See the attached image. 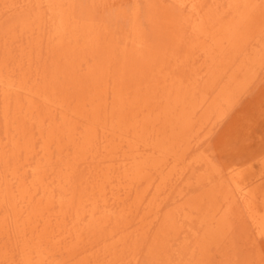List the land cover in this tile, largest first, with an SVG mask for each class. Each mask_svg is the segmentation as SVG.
Masks as SVG:
<instances>
[{
  "label": "rangeland",
  "instance_id": "374dc122",
  "mask_svg": "<svg viewBox=\"0 0 264 264\" xmlns=\"http://www.w3.org/2000/svg\"><path fill=\"white\" fill-rule=\"evenodd\" d=\"M243 14L247 18L241 23ZM228 27L236 31L233 36H227ZM263 29L264 0H0V195L5 198H0V227L6 223L10 226L0 229V264H24L27 250L42 239L47 245L40 247V252L33 250L34 255L29 252L32 264H264ZM57 32L62 35L58 37ZM218 44L222 45L219 49ZM256 49H262V53ZM211 55L216 57L211 59ZM75 65L81 68H72ZM96 68L101 73L95 72ZM232 73L236 81H228ZM97 76L98 81H94ZM230 82L241 86V90L232 88ZM118 87L124 106L116 95ZM168 90L171 97L185 94V103L175 104V112L184 108L189 115L197 95H203V110L186 118L183 126L188 123L185 134L188 133H181L178 138L182 139L175 146L174 154L180 152L179 157H163L160 169L150 165L155 168L147 169L152 180L140 178L127 192L123 185L130 181L131 166L135 164L130 159L138 153H159H154L145 140L157 137L153 117L160 114ZM230 98L234 100L229 106L226 102ZM76 102L83 106L76 108ZM128 102L132 103L127 105L128 110L130 105L135 109L131 108L134 111L130 114H139L138 119L149 115L153 130L147 127L142 137L139 129L132 128L124 133L127 137L121 134L123 141L114 138L106 148L104 140L110 133L111 113H115V109L110 111L112 104L128 112ZM210 107L219 111L210 116L211 124L205 119ZM85 108L91 110L83 111ZM69 116L74 119V127L67 120ZM127 116L131 124L133 116ZM61 122L63 137L60 133L56 137L55 132V139L48 130L58 129L59 125H55ZM87 131H97L94 140L87 139ZM255 170L257 179L235 187L238 173ZM125 172L129 176L119 178L126 176ZM100 176L110 180L103 187L106 180L99 181ZM162 179L166 185L160 182ZM252 186L258 187L259 193ZM140 191L143 198L136 194ZM40 199L48 202L39 213L35 208ZM25 204L30 207H23ZM135 204L139 207L133 210ZM12 205L23 210L19 217L8 210ZM28 217L32 229L26 226ZM44 226L46 232L51 229L54 234H44ZM32 231H37L33 238Z\"/></svg>",
  "mask_w": 264,
  "mask_h": 264
},
{
  "label": "bare ground",
  "instance_id": "6f19581e",
  "mask_svg": "<svg viewBox=\"0 0 264 264\" xmlns=\"http://www.w3.org/2000/svg\"><path fill=\"white\" fill-rule=\"evenodd\" d=\"M46 1V0H45ZM36 2V1H35ZM52 2H54V1H52ZM57 2V1H56ZM34 3V2H33ZM38 3V2H37ZM4 5H5V3H4ZM52 5V4H51ZM50 4H49V6H51ZM56 5V4H55ZM6 6V5H5ZM52 8V7H51ZM67 8V7H66ZM248 9V8H247ZM35 10V9H34ZM250 10V9H249ZM62 11V10H61ZM67 12V11H66ZM246 13H248V12H246ZM248 16V15H247ZM244 17H246V15L244 16V14H243V17H241L240 18V21H241V23L243 22L242 20H244ZM68 19H69V17H67ZM224 18V17H223ZM247 18V17H246ZM220 19V18H219ZM5 20V19H4ZM5 22V21H4ZM90 22V21H89ZM133 22V21H132ZM245 22V21H244ZM41 23V22H40ZM52 23V22H51ZM241 23H239V24H241ZM66 23H64V25H65ZM246 24V23H245ZM59 25V24H58ZM31 26V25H30ZM72 26L73 25H71V28H72ZM233 26V25H232ZM239 26V25H238ZM240 27H241V25H240ZM239 27V28H240ZM237 28V27H236ZM235 28V29H236ZM238 28V29H239ZM59 29H61V28H59ZM62 29H64L63 27H62ZM61 29V30H62ZM217 29V28H216ZM230 29V30H229ZM226 30V29H225ZM225 30H224V32H225ZM264 30V29H263ZM262 30V31H263ZM57 31V30H56ZM59 31V30H58ZM65 31V30H64ZM72 31H73V29H72ZM234 31L235 30H233L232 28H229L228 27V31L226 32V34H227V36L229 35V36H233V33H234ZM262 31H260V32H262ZM74 32V31H73ZM236 32V31H235ZM59 35H58V37H60L61 35H60V32H57ZM63 33V32H62ZM69 33H71L70 31H69ZM56 34V33H55ZM261 34V33H260ZM259 34V35H260ZM52 35V34H51ZM221 35V34H220ZM53 36V35H52ZM95 36V35H94ZM227 36L225 35V37H226V40H227ZM259 37V36H258ZM96 39H97V36L95 37ZM95 38H93V40H95ZM231 38V37H230ZM61 39V38H60ZM59 39V40H60ZM220 39V38H219ZM257 39V38H256ZM47 40V39H46ZM229 40V39H228ZM61 41V40H60ZM59 41V42H60ZM84 41V40H83ZM225 41V40H224ZM258 41V40H257ZM52 42V41H51ZM222 42V41H221ZM58 43V42H57ZM89 43V42H88ZM86 44V43H85ZM84 44V45H85ZM135 44H137V43H135ZM254 44H255V42H254ZM51 45V44H50ZM82 44H80L79 46H81ZM86 45H88V44H86ZM264 45V44H263ZM262 45V46H263ZM220 46H222V45H220V44H218V49L219 48H221ZM254 46V45H253ZM73 47H75V45L73 46ZM83 47V45L81 46V48ZM85 47V46H84ZM81 48H79V49H81ZM263 48H264V46H263ZM74 49V48H73ZM90 48H88V50H89ZM77 50H78V48H77ZM83 50V49H82ZM82 50H80V52L82 53V52H84V50L82 51ZM257 50V49H256ZM256 50H254V52L256 51ZM259 50H260V48H259ZM73 51V50H72ZM251 51V50H250ZM258 51V50H257ZM256 51V55L254 54V56H257L258 54H260V52L262 51V49H261V51L258 53ZM29 52H31V51H29ZM76 52V51H75ZM109 52H110V50H109ZM216 52V51H215ZM214 52V53H215ZM68 53V52H67ZM77 53V52H76ZM90 53H91V51H90ZM94 53V52H93ZM211 53V52H210ZM247 53V52H246ZM253 53V52H252ZM251 53V54H252ZM258 53V54H257ZM262 53V52H261ZM66 54V53H65ZM71 54V53H70ZM208 54V53H207ZM72 55V54H71ZM92 55V54H91ZM109 55V54H108ZM216 55V54H215ZM215 55H213V57L215 56ZM74 56V55H73ZM72 56V57H73ZM208 56H210V54L208 55ZM248 56V55H247ZM263 56V55H262ZM60 57V56H59ZM65 57V56H64ZM95 57V56H94ZM211 57H212V55H211ZM213 57L211 58V59H213ZM216 57V56H215ZM250 56H248V58H249ZM253 57V56H252ZM261 57V56H260ZM152 58V57H151ZM157 58V57H156ZM210 58V57H209ZM248 58H247V60H248ZM210 59V60H211ZM261 59V58H260ZM74 60V59H73ZM98 60V59H97ZM153 60V59H152ZM157 60V59H156ZM244 60H246V59H244ZM254 60H255V58H254ZM257 60V59H256ZM256 60H255V62H256ZM263 62H264V57H263ZM99 61V60H98ZM109 61V60H108ZM75 62V61H74ZM92 62V61H91ZM102 62V61H101ZM262 62V61H261ZM86 63V62H85ZM155 63V62H154ZM243 63H244V61H243ZM249 63V62H248ZM258 63V62H257ZM69 64V63H68ZM262 64V63H261ZM65 65H66V63H65ZM70 65V64H69ZM78 65V64H77ZM86 65V64H85ZM89 65V64H88ZM91 65V64H90ZM205 65V64H204ZM254 65V64H253ZM257 65V64H256ZM43 66V65H42ZM68 66V65H67ZM81 66V65H80ZM92 66H94V65H92ZM98 66V65H97ZM248 66H250V65H248ZM251 66H252V64H251ZM250 66V67H251ZM73 67H76V65L75 66H72V68ZM91 67V66H90ZM96 67V66H95ZM101 67V66H100ZM238 67V66H237ZM77 69H80L81 67H76ZM89 68V67H88ZM203 68V67H202ZM92 69V67L90 68V70ZM97 69V68H96ZM101 69V68H100ZM247 69V68H246ZM95 70V69H94ZM98 70V69H97ZM241 70V69H240ZM34 71V70H33ZM87 71V70H86ZM242 71V70H241ZM245 71V70H244ZM248 70H246V73H248L247 72ZM88 72V71H87ZM87 72H83L84 74H86ZM95 72H98V73H101L100 72V70H98V71H96L95 70ZM165 72V71H164ZM197 72V71H196ZM203 72V71H202ZM234 72V71H233ZM243 72V71H242ZM92 73V72H91ZM156 73V72H155ZM79 74V73H78ZM95 74V73H94ZM105 74L107 75V73L105 72ZM157 74V73H156ZM156 74H154V75H156ZM239 74V73H238ZM251 74V73H250ZM249 74V75H250ZM91 75V74H90ZM99 75V74H98ZM158 75V74H157ZM156 75V76H157ZM160 75V74H159ZM252 75V74H251ZM23 76V75H22ZM38 76V75H37ZM85 76V75H84ZM155 76V77H156ZM235 73H232V74H230L229 75V78H228V81H229V79H230V81H234L235 80ZM247 76V75H246ZM123 77V76H122ZM146 77V76H145ZM176 77V76H175ZM244 77V76H243ZM242 77V78H243ZM86 79H87V77H85ZM89 78V77H88ZM99 79V77L97 76L96 78H94L95 80L94 81H98V79ZM101 78V77H100ZM237 78V77H236ZM244 78H246V77H244ZM77 79V78H76ZM86 79H82V80H86ZM184 79V78H183ZM127 80V79H126ZM200 80V79H199ZM237 80V79H236ZM235 80V81H236ZM242 80H244V79H242ZM247 80H248V78H246V81L245 82H247ZM43 81V80H42ZM93 81V80H92ZM93 81V82H94ZM101 81V80H100ZM241 80H239L238 82H240ZM49 82V81H48ZM50 83V82H49ZM96 83V82H95ZM187 83V82H186ZM185 83V84H186ZM226 83V82H225ZM229 83V82H228ZM231 83V82H230ZM233 83V82H232ZM231 83V84H232ZM92 84H94V83H92ZM231 84H229L230 86H228V87H231ZM237 84V83H236ZM233 85V84H232ZM237 85H239V84H237ZM242 85V84H241ZM58 86V85H57ZM94 86V85H93ZM100 86V85H99ZM173 86V85H172ZM187 86V85H186ZM234 86V85H233ZM9 87V86H8ZM86 87V86H85ZM102 87V86H101ZM126 87V86H125ZM177 87V86H176ZM223 87V86H222ZM241 88V86H239V87H237L236 85L234 86V87H232V88ZM117 88V87H116ZM115 88V89H116ZM118 88H120V87H118ZM166 88V87H165ZM174 88V87H173ZM235 88V89H236ZM244 88V87H243ZM38 89V88H37ZM90 89V88H89ZM102 89V88H101ZM113 89V88H112ZM177 89V88H176ZM228 89V88H227ZM238 89V90H239ZM88 90V89H87ZM91 90V89H90ZM96 90H98L97 88H96ZM104 90V89H103ZM125 90V89H124ZM129 90V89H128ZM217 90V89H216ZM219 90H222V89H219ZM241 90V89H240ZM54 91V90H53ZM89 91V90H88ZM105 91V90H104ZM117 91H118V89H117ZM117 91H115V92H117ZM122 91H123V89H122ZM169 91V95L166 97L165 96V99H164V105H163V107L161 108V109H159V112H160V114L157 116V115H155L154 117H153V121H157V130L156 131H158V134H157V137H155V139L154 140H145V141H147L146 142V145H149V146H151L152 148H153V152L154 153H156V151L157 152H159V153H157L156 155H145V156H141L140 154L141 153H138V155L136 154L135 155V157H134V159H130V160H132V162H133V160H135L134 161V165H133V168H132V166H131V170L132 171H130V169H129V167H130V165H129V167H128V169H129V171H130V173L132 174L131 176H130V178H128V180H130V181H127L126 183H124V185H123V187L126 189V191L127 192H129L131 189H133V183L135 184V182H138V180L141 178V180H142V178H147L148 180L147 181H150V179L152 180V178L153 177H150L149 175V173H147V171L149 170L148 168H150L151 170H154V169H152V166H156V167H159V169H160V167L164 164V158L163 157H166V156H170V159H172L171 158V154H173L172 156H178L179 157V154H180V152H179V154L177 155V153L176 154H174L175 153V150H176V147L178 146V139H182V137L181 138H178V136L179 135H181V133H183V134H185V132L187 131V130H185L186 128H188L187 126H189L188 125V123L185 125V126H183L185 123H186V118H188L189 116H191L192 114L191 113H197L201 108H202V102H203V95L201 96V95H197V97H199V99L197 98V97H195V99H194V105L192 104V106H193V110L192 111H189L190 112V114L188 115V113H187V110L186 109H181L180 111H179V113L178 112H175V107H176V105L179 103V102H181L182 104H184L185 103V100H184V96H185V94H176L174 97H171V93L172 92H170V90H168ZM228 91H230V89H228ZM232 91H233V89H232ZM92 92V91H91ZM95 92H97V91H95ZM95 92H92L93 94L95 93ZM98 92H101V90L100 91H98ZM97 92V93H98ZM114 92V91H113ZM175 92V91H174ZM219 92V91H218ZM236 92V91H235ZM238 92V91H237ZM240 92V91H239ZM89 92H87V94H88ZM96 93V94H97ZM110 93V92H109ZM221 93V92H220ZM233 92H231V94H232ZM247 93V92H246ZM86 94V95H87ZM157 94H159V93H157ZM239 94H241V93H239ZM60 95V94H59ZM77 95V94H76ZM75 95V97H76V99H77V97L79 96V95H77L76 96ZM90 95V94H89ZM88 95V96H89ZM98 95V94H97ZM97 95H93V98L96 96L97 97ZM116 95L118 96V101L120 102V104H123V94H121V88H120V92L118 91L117 93H116ZM162 95V94H161ZM220 95V94H219ZM229 95V94H228ZM46 96V95H45ZM85 96V95H84ZM83 96V97H84ZM103 95H99V98L100 97H102ZM105 96V95H104ZM137 96V95H136ZM153 96V95H152ZM155 96H157V95H155ZM163 96V95H162ZM222 96V98H223V94L221 95ZM221 96H218V97H221ZM234 96H236V95H234ZM80 97H81V94H80ZM109 97V96H108ZM138 97V96H137ZM225 97V96H224ZM20 98V97H19ZM84 98H87V96L86 97H84ZM98 98V99H99ZM110 98V97H109ZM108 98V99H109ZM126 98H128V97H126ZM149 98V97H148ZM221 98V99H222ZM232 98H233V96H232ZM232 98H230V99H228V101L226 102L225 100H224V102H226V104H228L229 105V103H231V101L232 100H234V99H232ZM4 99H6L7 100V98H4ZM45 99V98H44ZM63 99V98H62ZM90 99V98H89ZM97 99V100H98ZM104 99V98H103ZM107 99V98H106ZM113 99V98H112ZM130 99H132V98H130ZM147 99V98H146ZM145 99V100H146ZM212 99V98H211ZM224 99V98H223ZM6 100H5V102H6ZM9 100V99H8ZM61 100V99H60ZM78 100H79V97H78ZM96 100V101H97ZM144 100V101H145ZM149 100V99H148ZM152 100V99H151ZM219 100V99H218ZM236 100V99H235ZM63 101V100H62ZM93 101V100H92ZM90 102V105H91V103H93V102ZM99 101V100H98ZM97 101V102H98ZM102 101H104V102H106L105 100H102ZM147 101V100H146ZM221 101H223V100H221ZM221 101H219V102H221ZM4 102V103H5ZM45 102V101H44ZM50 102V101H49ZM64 102V101H63ZM80 102V101H79ZM96 102V103H97ZM103 102V103H104ZM107 102L109 103V101L107 100ZM118 102V103H119ZM153 102V101H152ZM161 102V101H160ZM233 102V101H232ZM236 102V101H235ZM9 103V102H8ZM8 103L6 104V105H8ZM46 103H47V101H46ZM54 103H55V101H54ZM77 103V102H76ZM80 103H82V102H80ZM96 103H95V105H96ZM100 103H101V100H100ZM108 103H106V104H108ZM137 102H135L134 104H136ZM151 103V102H150ZM50 104V103H49ZM78 104L79 103H77V104H75V105H77V107L76 108H78L79 106H83L84 104H85V102L84 103H82L83 105H79L78 106ZM115 104H116V102H115ZM115 104H112V110H110L111 112L112 111H114V109H115V113H111L112 114V118H111V120H110V125H111V129L110 128H108L106 125L108 124V121L109 120H107V121H104V122H106L105 124V126L108 128V130H109V134H107L108 132H107V129L106 130H104L105 132H107L106 134H107V136H106V134H105V136H106V140H104V141H106V145H105V147L107 148V147H109V144H107V143H111V141H112V139L114 140V138H116V140H117V138H121V137H123L124 136V133H126L127 134V130H131L132 128L133 129H139L138 131H140L141 132V135H142V137H144L143 136V134L145 133L146 134V128L147 127H151L152 125H151V120H150V118H149V115L148 114H146V115H144L143 116V118L141 117V118H139L138 119V117H139V114H135V115H132V113H134V112H131V114H130V112L129 111H131L132 109L131 108H133L134 109V107H132L131 105H130V110H128L129 108H128V104H132L131 102H128L127 104H126V106H127V108H126V110H128V112H123V106L125 105V104H123V106L121 107V106H119V108H118V104L117 105H115ZM142 104V103H141ZM172 104H173V106H172ZM176 104V105H175ZM226 104H223V105H226ZM44 105V104H43ZM62 106H63V104H61ZM95 105H94V107H95ZM110 105V104H109ZM113 105H115V106H113ZM157 105V104H156ZM206 106H208V104L206 103L205 104ZM227 105V106H228ZM96 106H98V105H96ZM103 106H104V104H103ZM102 106V107H103ZM107 106V110H108V105H106ZM111 106V105H110ZM137 106L138 105H136V108H137ZM143 106V105H142ZM171 106H172V108L173 109H171ZM219 106H222V103H219ZM230 106V105H229ZM21 107V106H20ZM55 107V106H54ZM88 107V106H87ZM93 107V106H92ZM102 107H101V111L103 112V110H102ZM150 107V106H149ZM148 107V108H149ZM152 107H153V105H152ZM157 107V106H156ZM212 107V106H211ZM210 107V108H211ZM216 107V106H215ZM58 108H60V107H58ZM63 108H65V107H63ZM74 108H75V106H74ZM74 108H72V109H74ZM82 107H80L79 109H81ZM99 108V107H98ZM105 108V107H104ZM118 108V109H117ZM219 108V107H218ZM226 107H223V110L225 109ZM13 109V108H12ZM17 109V108H16ZM69 109V108H68ZM89 109V108H88ZM106 109V108H105ZM110 109V108H109ZM156 109V108H155ZM154 109V110H155ZM207 109V108H206ZM205 109V110H206ZM63 109H61V111H62ZM86 110V108L85 109H83V111H85ZM89 110H91V108L89 109ZM89 110H86L87 112L89 111ZM93 110V109H92ZM96 110V109H95ZM135 110V109H134ZM134 110H132V111H134ZM202 110H203V108H202ZM201 110V111H202ZM222 110V109H221ZM220 110V111H221ZM77 111V110H76ZM100 111V112H101ZM150 111H151V109H150ZM173 111V112H172ZM208 111V110H207ZM211 111H213V113L211 112ZM214 111H216V112H219L217 109H213V108H211V109H209V111L206 113V117H205V119H206V123H207V121L209 120V124H211L210 123V116L212 115V114H214L215 112ZM24 112V111H23ZM62 112H64V111H62ZM81 111H79V113L77 114L78 116H79V114H81L80 113ZM90 112H93V111H90ZM100 112H98L99 114H97V115H100V117H101V114H100ZM140 112V111H139ZM143 112V111H142ZM206 112V111H205ZM211 112V113H210ZM222 112V111H221ZM226 112V111H225ZM76 113V112H75ZM73 114H74V111H73ZM87 114V113H86ZM85 114V112H84V114L83 115H86ZM89 114V113H88ZM87 114V115H88ZM91 114V113H90ZM157 114V113H156ZM65 115V114H64ZM102 115H104V114H102ZM108 115H110V113H108L107 112V116ZM127 115H131V117L133 116V119L130 121L131 122V124L129 123V120L127 119V118H130V117H128ZM151 115H153V114H151ZM203 115L205 116V113H203L202 115H200V117L202 116L203 117ZM218 115H220V114H218ZM74 116V115H73ZM72 116V117H73ZM195 116V115H194ZM194 116L192 117L193 119H194ZM213 116V115H212ZM216 116H217V114H216ZM52 117V116H51ZM63 117V116H62ZM84 117V116H83ZM86 117V116H85ZM201 117V118H202ZM219 117V116H218ZM32 118V117H31ZM54 118V117H53ZM65 118H66V115H65ZM69 118H70V116H69ZM67 118V120L69 121V120H71V121H69V124H71V123H73V127L75 126L74 125V122H73V120L74 119H72V118ZM79 118V117H78ZM220 118V117H219ZM48 119V118H47ZM56 119V118H55ZM106 119H108V118H106ZM131 119V118H130ZM203 119V118H202ZM214 119V118H213ZM212 119V120H213ZM65 120V119H64ZM81 120V119H80ZM86 120H87V117H86ZM86 120H84V121H86ZM199 120V119H198ZM197 120V122H199ZM190 121V120H189ZM204 121V120H203ZM62 122H63V120H62ZM62 122L60 123V124H56L55 126L57 127L58 125V129H56V128H54V126L53 127H51V128H54V129H51V130H48V132L50 131H52V133H53V136H52V133H49V134H51L50 136H52V137H57V134H59L60 133V127H63V125H61L62 124ZM88 122V121H87ZM153 123V122H152ZM191 123V122H190ZM204 123V122H203ZM63 124H65V123H63ZM84 124V123H83ZM155 124V123H154ZM193 124V123H192ZM192 124H191V126H192ZM48 125V124H47ZM88 125V124H87ZM195 125V124H194ZM205 125V124H204ZM213 125H214V122H213ZM65 126L67 127L68 125L67 124H65ZM70 126V125H69ZM89 126V125H88ZM104 126V127H105ZM109 126V125H108ZM132 126V127H131ZM171 126H173V131L171 130ZM196 126V125H195ZM65 127V128H66ZM83 127V126H82ZM153 127H155V125H153ZM179 127H182L181 128V132H180V130H179ZM202 127V126H201ZM214 127V126H213ZM68 128V127H67ZM70 128V127H69ZM84 128V127H83ZM196 128V127H195ZM71 129V128H70ZM86 129H88V128H86ZM94 129V128H93ZM149 129V128H148ZM151 129H152V127H151ZM191 129V128H190ZM203 129V128H202ZM59 130V131H58ZM61 130H63V129H61ZM67 130V129H66ZM78 130V129H77ZM153 130V129H152ZM155 130V129H154ZM189 130V129H188ZM193 130V129H192ZM192 130H191V132H192ZM71 131V133L72 134H74L72 131H74L73 129L72 130H70ZM93 131V130H92ZM134 131V130H133ZM155 131V132H156ZM190 131V130H189ZM194 131V130H193ZM16 132V131H15ZM24 132V131H23ZM55 132H58V133H56L55 134V136H54V133ZM100 132V131H99ZM137 132V131H136ZM139 132V133H140ZM25 133V132H24ZM97 133V131H94V132H89L88 133V131H87V134H86V136H87V139L90 141V140H92L94 137H96V134ZM102 133V132H101ZM150 133H152L151 132V130H150ZM153 133H154V131H153ZM157 133V132H156ZM155 133V134H156ZM188 133V132H187ZM187 133L185 134V135H187ZM193 133V132H192ZM192 133H190V134H192ZM42 134V133H41ZM63 132L62 133H60V138L61 137H63ZM102 134H104V133H102ZM121 134L123 135V136H121ZM125 134V136L124 137H127V135ZM134 134H136V133H134ZM144 134V135H145ZM149 134V133H148ZM182 134V135H183ZM194 134V133H193ZM26 135V134H25ZM40 135V134H39ZM79 135V134H78ZM137 135V134H136ZM135 135V136H136ZM139 135V134H138ZM137 135V136H138ZM141 135H140V137H141ZM195 135V134H194ZM41 136V135H40ZM73 136V135H72ZM109 136H111V137H109ZM136 136V137H137ZM148 136V135H147ZM184 136V135H183ZM193 136V135H192ZM196 136V135H195ZM56 137H55V139H56ZM58 137H59V135H58ZM70 137V136H69ZM81 137H82V135H81ZM83 137H85L84 135H83ZM108 137V138H107ZM124 137H123V139H124ZM139 136L137 137V138H140ZM11 138H12V136H11ZM75 138V136H73V138H71V139H74ZM86 138V137H85ZM131 138V137H130ZM129 138V139H130ZM134 138V137H133ZM53 139V138H52ZM95 139V138H94ZM93 139V140H94ZM126 139V138H125ZM145 139V138H144ZM146 139H149V138H146ZM196 139V138H195ZM29 140V139H28ZM54 140V139H53ZM85 140V139H84ZM121 140H122V138H121ZM132 139H130V141H131ZM135 140V139H134ZM138 140H140V139H138ZM143 140V139H142ZM187 140V139H186ZM46 141V140H45ZM115 141V140H114ZM118 141V140H117ZM119 141H120V139H119ZM123 141V140H122ZM135 141H137V140H135ZM141 141V140H140ZM139 141V142H140ZM132 142V141H131ZM180 142V141H179ZM57 143V142H56ZM122 143V142H121ZM141 144H142V142H140ZM143 143H145V142H143ZM185 143H187V142H185ZM21 144V143H20ZM29 144V143H28ZM68 144V143H67ZM125 144V143H124ZM127 144H129V142L127 143ZM133 144V143H132ZM135 144H136V142H135ZM138 145H139V143H137ZM136 144V145H137ZM24 145V144H23ZM60 145V144H59ZM70 145H71V143H70ZM73 145H74V143H73ZM80 145V144H79ZM78 145V146H79ZM118 144H115V145H113V146H117ZM119 145H120V143H119ZM143 145H145V144H143ZM177 145V146H176ZM26 146H27V144H26ZM67 146V145H66ZM76 146V145H75ZM89 146V145H88ZM111 146V145H110ZM112 146V147H113ZM120 146H122V144L120 145ZM120 146H119V148H120ZM140 147H142L141 145H139ZM176 146V147H175ZM47 147V146H46ZM101 147V146H100ZM126 147H128V146H126ZM129 147H134V146H132L131 144L129 145ZM140 147H138V148H140ZM11 148V147H10ZM26 148H28V147H26ZM81 148V147H80ZM111 148V147H110ZM110 148H109V150H110ZM118 148V147H117ZM136 148H137V146H136ZM190 148V147H189ZM23 149V148H22ZM83 149V148H82ZM85 149V148H84ZM126 149V148H125ZM127 149H129V148H127ZM132 149V148H131ZM106 150V149H105ZM116 150V149H115ZM118 150V149H117ZM130 150V149H129ZM138 150V149H137ZM140 150V149H139ZM142 150H144V149H142ZM142 150H140L141 152H143ZM112 151V150H111ZM114 151V150H113ZM112 151V152H113ZM145 151V150H144ZM177 151H179V150H177ZM28 152V151H27ZM44 152V151H43ZM79 152H80V150H79ZM83 152V151H82ZM107 152V151H106ZM115 152V151H114ZM117 152V151H116ZM119 152V151H118ZM130 152V151H129ZM135 152V151H134ZM29 153V152H28ZM34 153V152H33ZM104 153V152H103ZM184 153V152H183ZM51 154V153H50ZM80 154V153H79ZM107 154V153H106ZM111 154V153H110ZM109 154V155H110ZM120 154V153H119ZM118 154V155H119ZM134 154V153H133ZM30 155H31V153H30ZM108 155V156H109ZM113 155V154H112ZM42 156V155H41ZM107 156V157H108ZM116 156V155H115ZM123 156H125L126 157V155H123ZM127 156H129V155H127ZM90 157H92V156H90ZM103 157H104V154H103ZM112 157V156H111ZM159 159H158V158ZM44 158V157H43ZM59 158V157H58ZM87 158V157H86ZM176 158V157H175ZM93 159V158H92ZM102 159V158H101ZM105 159V158H104ZM103 159V160H104ZM177 159H180V158H177ZM261 159V158H260ZM262 159H264V158H262ZM128 160H129V158L127 157V160H126V164L128 165L129 163H128ZM1 161V160H0ZM55 161V160H54ZM77 161V160H76ZM92 161V160H91ZM172 161V160H171ZM181 161V160H180ZM205 161V160H204ZM168 162V161H167ZM183 162V161H182ZM74 163V162H73ZM262 163H264V162H262ZM125 164V165H126ZM153 164V165H152ZM66 165V164H65ZM126 165V166H127ZM150 165H152V166H150ZM257 165V164H256ZM67 166V165H66ZM65 166V167H66ZM188 166V165H187ZM211 166V165H210ZM260 167V166H259ZM44 168V167H43ZM67 168V167H66ZM69 168V167H68ZM163 168V167H162ZM170 168V167H169ZM256 168V167H255ZM111 169V168H110ZM148 169V170H147ZM158 169V170H159ZM163 169H165V168H163ZM168 168H166V170H167ZM217 169V168H216ZM34 170V169H33ZM157 170V169H156ZM158 170H157V172H158ZM168 171H170V170H168ZM166 172V173H168L169 174V172ZM183 171V170H182ZM214 171V170H213ZM257 170H255V171H251V172H249V173H247V171L246 172H240V173H238L237 174V176H236V178H235V181H239V183L235 186V187H240V185L241 184H243V183H249V181L251 180V179H254V177L255 176H257L258 175V171L256 172ZM261 171V170H260ZM263 171V173H264V170H262ZM11 172V171H10ZM127 172H128V170H127ZM159 172H160V170H159ZM158 172V173H159ZM162 173H163V171H162ZM165 173V174H166ZM180 173V172H179ZM124 174V173H123ZM151 174H152V172H151ZM155 174V173H154ZM261 174V173H260ZM44 175V174H43ZM118 175V174H117ZM125 175L126 176H119V178H122V177H124V178H126V177H128L129 176V174L128 173H126L125 172ZM246 175H248L247 177H246ZM264 175V174H263ZM103 176H106V174H104ZM103 176H100L101 177V179H99V181H101L102 179H103ZM166 176H167V174H166ZM229 176H231L230 174H229ZM97 177V176H96ZM106 177H108V176H106ZM116 177V176H115ZM149 177H150V179H149ZM168 177V176H167ZM171 177V176H170ZM258 177V176H257ZM64 178V177H63ZM117 178V177H116ZM164 178V177H163ZM232 178V177H231ZM256 178V177H255ZM260 178V177H259ZM97 179V178H96ZM166 179V178H165ZM165 179H162V180H160V182L161 181H165L166 182V180ZM237 179V180H236ZM257 179V178H256ZM63 180V179H62ZM103 180H106V178L105 179H103ZM259 180V179H258ZM110 180H106V183L104 182L103 184H101V186L103 185V186H105L106 184H107V182H109ZM114 181V180H113ZM146 181V180H145ZM144 181V182H145ZM146 181V182H147ZM163 181V182H164ZM228 181V180H227ZM234 181V182H235ZM255 181V180H254ZM253 181V182H254ZM262 181V180H261ZM264 181V180H263ZM92 182V181H91ZM152 182V181H151ZM159 182V183H160ZM163 182H161L162 184H163ZM165 182H164V184H165ZM93 184L92 185H94V180H93V182H92ZM114 183H115V181H114ZM230 182H228V184H229ZM256 183V182H255ZM41 184V183H40ZM117 184V183H116ZM152 184V183H151ZM252 184V183H251ZM119 185V184H118ZM147 186H146V188H148V186L150 185V182H148L147 184H146ZM166 185V184H165ZM42 186V185H41ZM100 186V185H99ZM102 186V187H103ZM163 186V185H162ZM234 185H232V187H233ZM256 186V185H255ZM263 186V185H262ZM115 187H116V185H115ZM120 187H122V186H120ZM157 187H159V186H157ZM231 187V186H230ZM235 187L233 188L234 190H236L235 189ZM251 187V186H250ZM253 187V186H252ZM145 188V189H146ZM258 188V187H257ZM257 188H254L253 187V189H257ZM262 188H264V187H262ZM42 189H44V188H42ZM248 190H252L253 191V189H249V188H247ZM105 190V189H104ZM147 190V189H146ZM145 190V191H146ZM164 190V189H163ZM258 190V189H257ZM261 190V189H260ZM42 191H44V190H42ZM231 191H233V190H231ZM41 192V191H40ZM46 192V191H45ZM45 192H43V194L45 193ZM107 192H108V190H107ZM245 192V191H244ZM7 193H9L8 191H5V194H7ZM69 193V192H68ZM143 195V192H137L136 194L138 195L139 194V197H141V198H143V196H141V194ZM146 193V192H145ZM155 193V192H154ZM227 193V192H226ZM258 193H259V190H258ZM262 194L264 193V191L263 192H261ZM42 194V195H43ZM101 194V193H100ZM99 194V195H100ZM135 194V195H136ZM240 194H241V192H240ZM244 194V193H243ZM249 194V193H248ZM251 194V193H250ZM136 195V196H137ZM255 195H256V193H255ZM258 195V194H257ZM261 195V194H260ZM33 196V195H32ZM114 196V195H113ZM3 196L2 195H0V198H2ZM8 197L10 198L11 196H9L8 195ZM254 198H255V196H253ZM252 197V198H253ZM257 197H259V196H257ZM256 197V198H257ZM6 198H7V196H6ZM137 198V197H136ZM255 198V199H256ZM262 198V197H261ZM264 198V197H263ZM2 199H5V198H2ZM32 199V198H31ZM36 199V198H35ZM101 199H103L102 197L100 198V200ZM153 199V198H152ZM258 199V198H257ZM33 200V199H32ZM32 200H30V201H32ZM142 200V199H141ZM253 200V199H252ZM251 200V201H252ZM40 203H39V205L38 206H36V208L35 209H37V211H39V213H40V210H44V206L47 204L46 202H48L46 199H40V200H38ZM46 201V202H45ZM243 201V200H242ZM248 201H250V200H248ZM250 201V202H251ZM262 201H264V200H262ZM24 202V201H23ZM121 202V201H120ZM257 202V201H256ZM255 202V203H256ZM19 203V202H18ZM26 203H27V201H26ZM53 203V202H52ZM137 203H138V205H139V203H141V201L139 202V200L137 201ZM80 204V203H79ZM96 204V203H95ZM252 204V203H251ZM257 204H259V203H257ZM9 205V204H8ZM17 205H19V204H17ZM77 205H78V203H77ZM261 206H262V204H260ZM10 206V205H9ZM23 207H25L26 206V204L25 205H22ZM83 206H84V203H83ZM95 206V205H94ZM130 206L131 205H129V207L128 208H130ZM140 206H141V204H140ZM157 207H159V205H156ZM247 206V205H246ZM26 207H30V206H26ZM138 207L139 206H137L136 207V204H135V206H133L132 205V207L131 208H133V210L134 209H138ZM47 208V207H46ZM79 207H77V209H78ZM97 208V207H96ZM231 208V207H230ZM262 209L264 208V204H263V207H261ZM7 209V208H6ZM10 209V211L11 212H13L14 213V216L15 217H19L20 216V214H21V211H23L21 208H18V206L16 207V208H14L13 207V205H12V207H8V210ZM26 209H28V208H26ZM157 209V208H156ZM133 210H131L132 212H135V211H133ZM256 210V209H255ZM260 210V209H259ZM121 211V210H120ZM124 211V210H123ZM130 211V212H131ZM150 211V210H149ZM155 211V210H154ZM227 211H228V208H227ZM5 212H6V210H5ZM8 213H9V211H7ZM35 212V211H34ZM158 212V211H157ZM226 212V211H225ZM33 213V212H32ZM258 213V212H257ZM262 213H264V212H262ZM76 214V213H75ZM170 214V213H169ZM254 214H256V213H254ZM41 215V214H40ZM34 216V215H33ZM43 216V215H42ZM229 216V215H228ZM255 217L257 216V215H254ZM261 216H263L262 214H261ZM261 216H259V217H261ZM5 217V216H4ZM36 217V216H35ZM38 217V216H37ZM97 217V216H96ZM100 217V216H99ZM12 218V217H11ZM13 219V218H12ZM26 219V223H27V225L24 223V225H26V226H30L32 223H30V221H31V219L28 217V218H25ZM70 219V218H69ZM82 219V218H81ZM214 219H215V217H214ZM257 219H258V216H257ZM256 219V220H257ZM6 220V219H5ZM18 220V219H17ZM17 220H15V221H17ZM23 220V219H22ZM36 220V219H35ZM102 220V219H101ZM220 220V219H219ZM13 221V220H12ZM21 221V220H20ZM39 221V220H38ZM44 221V220H43ZM209 221V220H208ZM36 222V221H35ZM259 222H262V220L260 219V221ZM22 223V222H21ZM40 223V222H39ZM53 223V222H52ZM263 223V222H262ZM262 223H260V226L262 225ZM13 224V223H12ZM34 224V223H33ZM208 224H210V223H208ZM215 224V223H214ZM22 225V224H21ZM24 225H22V226H24ZM213 225V224H212ZM8 227L9 229H10V226H9V224H5L4 225V227ZM26 226H24L26 229H27V227ZM34 226V225H33ZM211 226V225H210ZM209 226V227H210ZM1 227H3V226H1ZM1 227H0V229H1ZM3 227V228H4ZM35 227V226H34ZM33 227V228H34ZM264 227V226H263ZM263 227H261L262 228V230H263ZM30 228L32 229V227L30 226ZM29 228V229H30ZM38 228V227H37ZM37 228H35L36 230H38ZM57 228V227H56ZM55 228V230H57ZM211 228V227H210ZM209 228V229H210ZM40 229V228H39ZM46 227L44 226V227H42V232L44 233V234H46V235H50V234H54V233H50V232H53L51 229H49V231H47L46 232ZM3 230V229H2ZM142 230V229H141ZM261 230V231H262ZM27 231H28V229H27ZM29 231H31V230H29ZM40 231V230H39ZM264 231V230H263ZM33 233H34V231H32ZM37 232V231H36ZM36 232L33 234V236H32V234H31V236H32V238L33 237H35V234H36ZM47 233H49V234H47ZM7 234V233H6ZM10 233H8V235H9ZM29 234V235H30ZM39 234H41V233H39ZM39 234H37V236L39 235ZM204 234V233H203ZM215 234V233H214ZM217 234V233H216ZM264 234V233H263ZM207 235V234H206ZM31 236H30V238H31ZM101 236V235H100ZM203 237L205 236V235H202ZM264 236V235H263ZM202 237V238H203ZM206 237V236H205ZM208 239V238H207ZM206 239V240H207ZM210 240V239H209ZM45 240L44 239H42V240H40L39 242H37V241H35V242H37L36 243V245H34L33 247H31L30 249H28L27 250V253H25L26 254V259H25V263L24 264H32L31 263V261L30 260H32V259H30V256H29V252L30 251H32V252H30L31 254L30 255H34V253H33V250H34V252H36V251H39L40 252V247H43L44 245H47V242H44ZM211 241V240H210ZM209 241V242H210ZM218 241V240H217ZM216 241V242H217ZM3 242V241H2ZM212 242V241H211ZM30 243H31V241H30ZM41 243V244H40ZM55 243V242H54ZM59 243V242H58ZM57 243V241H56V246L58 247V244ZM215 243V242H214ZM218 243V242H217ZM21 244V243H20ZM27 244V243H26ZM34 243L32 242V245H33ZM66 244V243H65ZM31 245V244H30ZM31 245V246H32ZM42 245V246H41ZM72 245V244H71ZM210 245H211V243H210ZM8 247V246H7ZM22 247V246H21ZM25 247H30L29 245L28 246H25ZM25 247L23 248V249H25ZM45 247V246H44ZM57 247H55V248H57ZM54 248V249H55ZM2 249H4V248H2ZM8 249V248H7ZM15 249V248H14ZM23 249H22V251H23ZM60 249H61V247H60ZM66 249V248H65ZM10 250V249H9ZM56 251L58 250V249H55ZM139 250V249H138ZM45 251V250H44ZM62 251V250H61ZM210 251V250H209ZM24 252H26V250L24 251ZM45 252H47V251H45ZM57 252H59V251H57ZM10 253V252H9ZM49 253V252H48ZM24 254V253H23ZM24 254V255H25ZM77 254V253H76ZM35 255H37V254H35ZM39 255V254H38ZM19 256V255H18ZM62 256V255H61ZM14 257V256H13ZM33 257H35V256H33ZM39 257V256H38ZM37 257V258H38ZM42 257V256H41ZM59 257V256H58ZM33 259H35V258H33ZM40 259V258H39ZM22 260V259H21ZM21 260H20V262H21ZM37 260V259H36ZM10 262V261H9ZM17 262V261H16ZM37 261H35L34 263H36ZM38 262H40V260L38 261ZM37 262V263H38ZM12 263V262H11ZM23 263V262H22ZM71 263V262H70ZM13 264V263H12ZM14 264H16V263H14ZM56 264V263H55Z\"/></svg>",
  "mask_w": 264,
  "mask_h": 264
}]
</instances>
